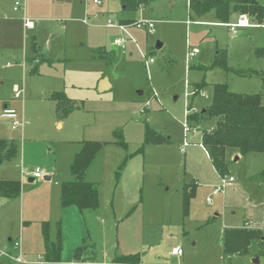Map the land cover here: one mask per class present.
Wrapping results in <instances>:
<instances>
[{
	"label": "rangeland",
	"instance_id": "obj_1",
	"mask_svg": "<svg viewBox=\"0 0 264 264\" xmlns=\"http://www.w3.org/2000/svg\"><path fill=\"white\" fill-rule=\"evenodd\" d=\"M15 1L34 22L28 34L20 11L12 9ZM97 1L0 0V113L13 108L23 119L22 127L12 129L0 116V139L15 140L19 148L17 156L0 165V179L21 181L26 222L21 228L20 198L4 200L10 204L0 221V264H21L3 254L17 253L8 238L20 236L28 246L23 253L27 264H51L43 256L42 221L49 223L51 240L60 226V261L53 264L75 260L80 245L81 256L94 264H124L112 260L130 254H139L140 264H241L242 255L225 256L221 236L249 216L264 225V151L254 152L259 160L235 159L231 152L236 149L228 148L226 177L234 181L210 196L221 178L198 143L211 122L188 133L184 123L194 83L207 84L204 96L194 98V110L209 103L215 83L235 92H261L264 103V56L254 52L264 47V26H243L232 34L228 24L215 23L212 10L195 15L188 0H147L136 10L122 9L120 0ZM122 18L152 20L155 31L106 26L107 19L117 24ZM30 34L53 59L52 64L41 62L36 72L31 63H19L30 53ZM114 38L126 39L125 47L113 46ZM192 48L197 53L186 62ZM217 49H225L227 69L211 66ZM245 69L262 76L236 72ZM102 74L111 83L105 91L97 88ZM54 90L78 102L62 117L61 127L48 98ZM141 108L146 112L139 115ZM83 141L106 143L85 171L98 191V206L82 212L68 206L58 215L61 206L51 198L60 187L49 182L72 179L70 163ZM34 168L49 172L51 179L29 183ZM191 190L184 212V192ZM176 246L180 256L170 254Z\"/></svg>",
	"mask_w": 264,
	"mask_h": 264
},
{
	"label": "trees",
	"instance_id": "obj_2",
	"mask_svg": "<svg viewBox=\"0 0 264 264\" xmlns=\"http://www.w3.org/2000/svg\"><path fill=\"white\" fill-rule=\"evenodd\" d=\"M122 6L127 10H136L145 5L147 0H120ZM188 8L197 16L213 10L219 22L227 23L230 15H245L250 24L260 25L264 22V4L257 0H188ZM38 59H45L39 54L38 46L34 47ZM103 55V51H99ZM257 55L264 56V47L255 48ZM104 56V55H103ZM226 66L225 49H217L213 56L211 66ZM241 76H262L254 70H238ZM204 82L194 83L190 94H187V105L185 121L193 129H197L202 122H211L208 129L201 130L199 143L205 149L210 162L216 172L225 177L228 173V162L226 151L228 148H235L241 156L250 152L264 151V103L263 95L258 93L235 92L229 89L226 83H215L212 85L210 101L207 105L193 111V100L200 97ZM49 98L54 103L55 112L59 117L67 115L78 107V102L68 98L63 91H55ZM149 136V130H147ZM149 140V137L146 138ZM159 142V139H151ZM124 144L123 142H117ZM105 142L83 141L80 149L75 153L71 163V180L63 181L60 186L61 207L75 206L78 210L95 209L98 206V191L92 182L85 179V171L98 152L105 146ZM19 153L18 144L12 139H0V165ZM125 162V161H124ZM21 193L19 180L0 179V197L15 198ZM193 190L184 192L183 210L187 206ZM210 219H208L209 221ZM207 221V222H208ZM244 230V229H243ZM243 230H238L241 241L244 236ZM236 230H226L223 235L224 250L228 252V237ZM41 233L43 237V256L45 261L57 263L60 261L62 241L60 226L57 223V232L54 240L49 235V223L41 222ZM84 245L75 249V260H85L81 254ZM139 254H130L113 258L112 262L124 264H139Z\"/></svg>",
	"mask_w": 264,
	"mask_h": 264
},
{
	"label": "crops",
	"instance_id": "obj_3",
	"mask_svg": "<svg viewBox=\"0 0 264 264\" xmlns=\"http://www.w3.org/2000/svg\"><path fill=\"white\" fill-rule=\"evenodd\" d=\"M15 2H17V1H15ZM15 2H14V4H15ZM19 2V1H18ZM20 3V2H19ZM14 4H13V7H14ZM13 7H12V9H13ZM141 7H143V6H140L139 8H141ZM122 9H124V10H127V9H125L123 6H122ZM14 10V9H13ZM14 11H20V20H21V22H22V27H23V32L25 33V34H28V31H33V29L35 28V25H33V27L32 28H25L24 27V25H23V17L25 16V17H27V18H29V19H31L32 20V18L31 17H29L27 14H26V10H25V8H24V6H23V4H21L20 3V8L19 9H17V10H14ZM213 11V10H212ZM215 16V15H214ZM240 15H237V14H235V13H232L231 15H230V18H229V21L227 22V23H223V22H219L217 19H216V17H215V23H222V24H228V27H229V24H231V23H234V22H236L237 21V18L239 17ZM107 20H110V19H107ZM133 21H137L136 19H119L118 20V22H117V24H126V25H128V24H130V23H132ZM190 21V20H189ZM83 22H84V20H83ZM34 23V22H33ZM253 24H250L249 26H252ZM260 25H262V26H264V22L262 23V24H260ZM107 26V25H106ZM116 26V25H115ZM129 26V25H128ZM127 26V27H128ZM108 27H111V26H108ZM239 28V27H238ZM123 31V30H122ZM229 31H230V28H229ZM231 32V31H230ZM237 29H236V33H234V34H237ZM29 37H31V44H30V53L29 54H25L24 55V58H22V59H19V63H21V62H23V64H26L27 62H29V63H31L32 64V67H31V72H36L37 70H36V68H37V66L41 63V62H46V63H48V64H52V62H53V59H51L49 56H48V53L46 52V51H44L43 50V48L41 47V46H39L38 44H37V42H36V36H35V34H30V36ZM115 39V38H114ZM113 39V40H114ZM113 40L111 41V43H112V45L113 46H117V45H114L113 44ZM126 42H127V40L125 41V44H126ZM158 43H160V47L162 46V43L161 42H158ZM125 44H124V47H125ZM33 46L34 47H36V46H38V50H39V54H41V55H43L44 57H45V59H38L37 58V54H36V52H35V48H33ZM120 47V46H119ZM124 47H122V48H124ZM159 47V48H160ZM104 55V54H103ZM103 55H99L101 58L102 57H104ZM106 56H108V55H106ZM111 87V83H110V80H109V78H108V76L106 75V74H102L100 77H99V79H98V82H97V88H98V90L99 91H105V90H107V89H109ZM55 91H58V90H54V91H52L51 93H53V92H55ZM204 92V91H203ZM50 93V94H51ZM142 93L143 92H140V95H142ZM49 94V95H50ZM205 94V93H204ZM202 96V95H201ZM204 96V95H203ZM49 98V97H48ZM51 100V99H50ZM54 112H55V109H54ZM55 114L57 115V113L55 112ZM58 116V115H57ZM61 119H62V117H59L58 116V120H57V126L58 127H61V125H62V122H61ZM8 120V119H7ZM9 121V120H8ZM22 121H23V119H22ZM23 126V125H22ZM12 128V127H11ZM198 129V128H197ZM197 129H194V130H197ZM15 141V140H14ZM200 146H201V144L200 143H198ZM182 146H183V144H182ZM185 147V146H184ZM181 148V147H180ZM201 148L203 149V152H204V154H205V156H206V159L208 160V162L210 163V165H211V168H213V170H214V172H215V174H217V176L219 175L217 172H216V170L214 169V167L212 166V164H211V162H210V159H209V157H208V154H207V152L205 151V149L201 146ZM184 152H185V149H184ZM184 152H183V154H184ZM237 155L236 157H235V159H239L240 157H241V155L238 153V151L237 150H234V151H232L231 152V156L232 155ZM253 154H255L254 152H250V153H248V154H246V157H248L250 160H259L258 159V157H256L255 155H253ZM245 156V155H244ZM249 156H251V157H249ZM254 156V157H253ZM35 169V168H34ZM34 171V170H33ZM33 171H32V173H31V175L29 174V175H27V176H29L28 177V181H29V183L30 182H34L36 179H40V178H43L44 180H46V181H49L50 179H51V175H48V174H46V173H49V172H42V176L40 177V178H34L33 177ZM260 173H263L264 174V161H263V163H262V168H261V170H260ZM219 177L220 178H222L220 175H219ZM226 177V176H225ZM231 177H233V176H231ZM263 177H264V175H263ZM20 181V180H19ZM234 181V177H233V180H231V181H226L225 182V184L223 185V187H222V189L220 190V191H218V192H216V193H213L212 191H213V189L217 186V184L216 185H213V187H212V190H211V192H210V196L211 195H215V194H217V193H220V192H223L224 191V188H225V186H226V184H228V183H231V182H233ZM20 183H21V181H20ZM52 184L53 183V186H58L59 185V187L61 186V184H59L57 181H54V182H49V184ZM39 183L37 182V184H35V187L36 186H39L38 185ZM219 184H220V181H219ZM218 184V185H219ZM232 184V183H231ZM21 188H22V186H21ZM192 191V190H191ZM60 188H59V191H53V194H52V201L54 202V206H55V201L58 203V204H60ZM18 198H20V209H21V211H20V222H21V228H26V222H25V220H24V202H25V198H24V193H23V191H21V193H20V195H19V197H15V198H5V197H0V221H1V218L4 216V217H6V209H7V206L10 204V203H8V201H4V200H12V199H18ZM209 197H207V199H208ZM208 201V200H207ZM61 206V205H60ZM63 208L64 207H61L60 209H59V211H58V215H60L61 213H62V210H63ZM82 212V211H81ZM28 223V222H27ZM264 227V225H263V222H259L258 220H256V219H252V218H250V216L248 217V218H246V220H244L243 221V225L241 226V227H239V228H225L224 230H223V232H222V236H221V239L223 240V235H224V232L226 231V230H236L235 232H231L230 234H229V237H228V247H229V251L228 252H226L225 250H224V244L222 243V246H223V252H224V254H225V256H227V257H229V258H231V256H233L234 254H239V255H242L243 257H241V259H237L239 262H241V264H264V255H263V253H264V234L262 233V231H261V229ZM243 230V232H246V233H242L243 235H245L244 236V238H243V240L241 241V235H240V233L238 232V230ZM42 234V233H41ZM241 238V239H240ZM16 239V238H15ZM18 239H19V241H20V245H21V252H22V254L23 253H26L27 251H28V246H27V244H26V242H25V239H23V237H22V239H21V236L20 237H18ZM8 240H9V243H10V245H12V241L14 240H12L10 237L8 238ZM43 248H44V244H43ZM173 248V247H172ZM171 254V253H170ZM172 255V254H171ZM140 256V255H139ZM172 256H176V255H172ZM27 260V259H26ZM28 261V260H27ZM74 261V260H73ZM15 262V261H14ZM140 262H141V258L139 257V264H140ZM28 263V262H27ZM26 263V264H27Z\"/></svg>",
	"mask_w": 264,
	"mask_h": 264
},
{
	"label": "built area",
	"instance_id": "obj_4",
	"mask_svg": "<svg viewBox=\"0 0 264 264\" xmlns=\"http://www.w3.org/2000/svg\"><path fill=\"white\" fill-rule=\"evenodd\" d=\"M94 3H97V0H93ZM20 8V3L19 2H15L13 9L17 10ZM189 22V20H187V23ZM23 25L25 28H32L34 23L31 19L27 18V17H23ZM107 26H115L117 25L121 30H123L124 32H126V28L128 25H135V26H144L147 30L148 33H154L155 31V25H154V21L152 20H147V21H133L132 23L126 25V24H116L111 20H107L106 23ZM249 20L245 15H240L237 18V21L234 23L229 24V28L232 34L236 33V29L238 27H243V26H249ZM126 39H122V38H115L113 40V44L120 46V47H124ZM197 53V49L196 48H192L188 51L187 56H186V62H188L189 60H191L194 55ZM149 62H152L153 59L150 58L148 60ZM201 95H204V92H201ZM15 96H17V94H15ZM148 104H146V108H148ZM193 111L194 108H193ZM146 112L145 108H141L139 111V115H142ZM187 112V111H186ZM0 116L2 118L8 119L10 121L11 127L12 129H17L22 127L23 125V121H22V117L18 114V112L13 109V108H9V107H5L2 112L0 113ZM184 128H185V132L188 133L190 131H193L194 129L192 127H190L187 122L185 121L184 123ZM187 145V142L184 141L183 142V146L180 148V152L183 153L184 152V146ZM42 176V172L38 169L35 168L33 171V177L34 178H40ZM233 180V177L229 176V177H222L221 178V183L219 185H217L214 189H213V193H216L218 191H220L223 187V185L225 184L226 181H231ZM209 201V198L207 199ZM12 247L17 251V253L15 255H11L10 253L6 252L3 253L6 256H8L10 259H12L13 261L17 262V263H21V264H26L28 261L23 257V254L21 252V245H20V241L18 238L14 239L12 241ZM171 254L172 255H176V256H180L182 254V250L176 246L173 247L171 249ZM69 264H94L91 261H87V260H82V261H71Z\"/></svg>",
	"mask_w": 264,
	"mask_h": 264
},
{
	"label": "water",
	"instance_id": "obj_5",
	"mask_svg": "<svg viewBox=\"0 0 264 264\" xmlns=\"http://www.w3.org/2000/svg\"><path fill=\"white\" fill-rule=\"evenodd\" d=\"M159 47H160V43H157V44H156V48H159Z\"/></svg>",
	"mask_w": 264,
	"mask_h": 264
}]
</instances>
